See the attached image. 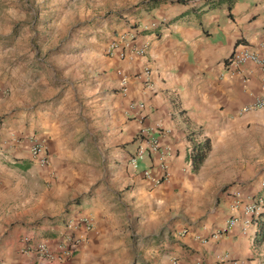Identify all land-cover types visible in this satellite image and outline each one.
Masks as SVG:
<instances>
[{"label":"crops","instance_id":"0c3cea01","mask_svg":"<svg viewBox=\"0 0 264 264\" xmlns=\"http://www.w3.org/2000/svg\"><path fill=\"white\" fill-rule=\"evenodd\" d=\"M82 2L81 11L96 21L79 65L67 69L78 95L63 121L45 117L39 125L35 110H19L0 124V264H41L17 253L19 237L53 248L69 233L66 222L82 216L91 229L71 228L84 240L62 264H264V242L255 241L264 223V173L242 172V159L264 163V108L242 112L261 94L264 71L248 63L232 74L225 66L242 47L264 62V0ZM160 20L166 26L142 31ZM130 33L145 45L143 56L107 55L110 41ZM140 129L156 139L158 152L131 169ZM30 137L46 140V167L29 159ZM205 139V157L193 168L194 145ZM160 152L169 176L154 184L162 175ZM72 161L78 170H57ZM49 175L52 212L8 230L7 177L15 178V190L29 184L32 191ZM230 188L262 199L245 233ZM204 194L217 196L209 208L198 200ZM230 217L238 222L226 228Z\"/></svg>","mask_w":264,"mask_h":264},{"label":"rangeland","instance_id":"374dc122","mask_svg":"<svg viewBox=\"0 0 264 264\" xmlns=\"http://www.w3.org/2000/svg\"><path fill=\"white\" fill-rule=\"evenodd\" d=\"M85 6L82 0H0V124L19 110L26 113L35 110L39 125L45 117L63 121L65 111L70 110L73 98L78 95V80L70 83L67 69L79 65L84 44L93 36L91 30L96 21V17L81 11ZM42 141L46 144L44 138ZM64 145L70 147L69 142H62L61 147ZM79 165L74 161L56 164L64 175L78 170ZM249 168L250 177L256 171L257 175L264 173V163H246L242 159V172ZM7 178L8 215L13 214L7 229L17 223L40 222L47 218L56 205L52 195L54 188L48 186L49 180L55 179L54 175L47 180L40 179L39 187L32 191L29 184L15 190V178ZM252 181L255 178L245 179L243 183ZM198 197L203 206L209 208L217 196Z\"/></svg>","mask_w":264,"mask_h":264},{"label":"built area","instance_id":"2783aa9c","mask_svg":"<svg viewBox=\"0 0 264 264\" xmlns=\"http://www.w3.org/2000/svg\"><path fill=\"white\" fill-rule=\"evenodd\" d=\"M165 20L159 22H150L142 28V31L148 29H156L157 27L166 26ZM135 34H122L114 40L110 41L106 47L107 55H115L119 59L133 56H143L145 53V45L138 44L135 40ZM256 64L264 71V62L253 51L241 48L233 50L225 60V66L232 74H239L240 68L244 64ZM133 107V105H130ZM264 108V79L262 80L261 94L252 98V100L243 106L242 112H251ZM139 140L136 149L128 159V165L131 169H136V162L144 157L147 153L158 152V145L156 139L150 136L145 130L140 129L137 137ZM27 154L29 159L38 167H46L49 164L47 148L44 141L30 137L27 144ZM159 160L161 161L160 167L162 175L153 179L154 184H159L168 179L166 166L163 164L164 153H159ZM144 175L148 172L144 171ZM264 188V181L260 185ZM229 195L232 198V208L239 209L243 218L241 222V230L243 233L252 224V220L256 219L262 210V199L254 197H245L237 188H230ZM241 216V217H242ZM238 222L237 218L230 217L226 220V228L234 226ZM76 225H83L85 229H91V224L87 217H78L77 220H68L65 224L66 229L69 230L63 239L55 247L51 248L45 240H36L31 235H22L16 243V251L23 257L33 256L41 264H62L69 258L79 244L83 242L84 237L82 234H74L71 231ZM254 229H252L253 231ZM254 232V231H253ZM223 262V261H222ZM171 264H175V259L171 260Z\"/></svg>","mask_w":264,"mask_h":264},{"label":"trees","instance_id":"16d2710c","mask_svg":"<svg viewBox=\"0 0 264 264\" xmlns=\"http://www.w3.org/2000/svg\"><path fill=\"white\" fill-rule=\"evenodd\" d=\"M231 2L232 0H227ZM208 149V141L205 139L202 143H197L193 148L192 165L196 168L204 159L206 151ZM256 242H264V223L259 226L258 234L255 238Z\"/></svg>","mask_w":264,"mask_h":264}]
</instances>
